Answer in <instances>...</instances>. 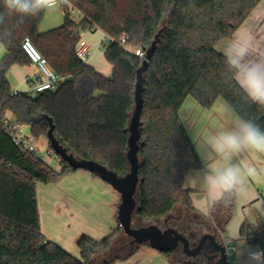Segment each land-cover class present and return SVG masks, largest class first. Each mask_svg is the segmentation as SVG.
<instances>
[{
    "label": "trees",
    "instance_id": "obj_1",
    "mask_svg": "<svg viewBox=\"0 0 264 264\" xmlns=\"http://www.w3.org/2000/svg\"><path fill=\"white\" fill-rule=\"evenodd\" d=\"M260 2L79 0L84 14L79 22L64 13L61 27L40 33L42 13L12 28L11 42L3 45L6 53L0 62V264H115L129 259L139 248L131 244L120 226L101 241L82 236L78 241L80 258L44 236L37 184L56 183L77 170L60 157L63 168L58 172L42 159L23 154L5 131L7 113L28 126L36 138L47 137L51 118L54 136L69 153L97 161L124 176L129 169L128 128L135 108L137 70L159 35L144 73L139 142L141 206L137 217L164 218L181 204L194 211L190 192L181 186V180L185 171L198 168L200 161L179 112L188 96L204 109L223 98L264 128V106L245 101L234 84L226 81L217 50ZM13 25L14 19L7 26ZM94 29L112 39L105 48V58L113 66L110 76L77 56L82 34ZM123 35L132 51L121 43ZM26 38L63 79L54 90L36 95L12 91L7 78L10 68L31 63L22 49ZM136 49L144 51V56L136 55ZM49 148L53 151L50 142ZM234 206L235 196L216 206L223 211V222L217 227L221 233ZM162 253L173 259L170 253Z\"/></svg>",
    "mask_w": 264,
    "mask_h": 264
},
{
    "label": "crops",
    "instance_id": "obj_2",
    "mask_svg": "<svg viewBox=\"0 0 264 264\" xmlns=\"http://www.w3.org/2000/svg\"><path fill=\"white\" fill-rule=\"evenodd\" d=\"M63 24L64 10L60 7L52 13L44 14L39 31L45 33L59 28ZM242 30L251 32L258 40L264 41V0H261L255 7L233 37L241 34ZM92 32H85L82 36L89 43L93 52L87 64L101 74L110 76L113 66L107 61L99 60L96 55L98 48L96 40L101 38H97L96 34L100 32L104 39L106 35L101 30ZM222 44L217 47V50ZM5 53V47L0 46V62ZM38 77L39 70L32 63L13 65L7 73L11 89L17 93L28 92L33 79ZM40 78L42 79L41 76ZM223 102L226 101L223 98H218L212 108L204 109L192 96H188L180 109V120L183 116L187 120H194L201 127H213L222 120L220 106ZM7 117L10 122L17 123L11 113L8 112ZM22 127L27 135H31L28 126L22 125ZM35 140L43 152L42 160L53 170L60 172L63 168L60 158L54 154L46 155V152L50 150L48 138L40 136L39 138L35 137ZM249 159L257 165L260 175L250 180L246 192L235 196L233 215L222 235L224 239L230 240L231 246H233L232 237L240 232L246 236L249 243L264 248V224L259 230H256L249 222V216L254 206L258 202H264V156L250 154ZM187 191L190 192L189 198L194 211L181 204L179 205L182 208H180V212L192 222H203L208 228L217 229L223 222V211L221 208H216L219 202L210 204L199 190L187 189ZM37 194L42 233L48 240L58 244L77 258L81 257L78 241L82 236L101 241L110 236L119 226L117 212L121 203V195L110 184L94 176L91 172L72 171L65 174L56 183H38ZM134 220L136 221V218ZM173 259H177L179 262L174 263ZM173 259L149 245H141L132 257L115 264H188L186 260Z\"/></svg>",
    "mask_w": 264,
    "mask_h": 264
},
{
    "label": "clouds",
    "instance_id": "obj_3",
    "mask_svg": "<svg viewBox=\"0 0 264 264\" xmlns=\"http://www.w3.org/2000/svg\"><path fill=\"white\" fill-rule=\"evenodd\" d=\"M68 0H0V46L11 42L13 27L27 18L52 13ZM14 19V25L8 22ZM223 59L227 82L234 84L241 98L264 106V41L248 31L226 38L218 50ZM222 120L213 127L199 126L183 116L181 121L200 161L198 168L185 171L181 186L203 193L210 204L224 202L249 188L260 175L250 154L264 156V128L255 120L241 115L231 104L220 106ZM264 202H258L249 222L256 230L264 224ZM227 255L229 264H264V248L252 245L237 232Z\"/></svg>",
    "mask_w": 264,
    "mask_h": 264
},
{
    "label": "water",
    "instance_id": "obj_4",
    "mask_svg": "<svg viewBox=\"0 0 264 264\" xmlns=\"http://www.w3.org/2000/svg\"><path fill=\"white\" fill-rule=\"evenodd\" d=\"M159 35L156 37L146 52L142 66L137 70L135 85V108L129 125V139L127 160L129 162L128 172L124 176L118 175L115 171L92 159H78L73 153H69L54 136V125L50 121V129L47 138L54 153L67 162L74 170H85L96 174L100 179L110 184L120 195L121 203L118 207L117 219L123 232L131 238V244L138 246L149 245L153 249L171 253L182 245L184 253L188 257L200 255L202 251H209L213 254L215 264L221 261L228 264V249L221 232L210 233L203 222H192L187 219V233H183L177 227L162 228L160 222L167 221L170 214L164 218L155 219L142 218L143 225H138L134 219L138 215L141 206V191L139 177V149H140V125L141 115L144 108L143 90L144 73L148 69L149 61L152 58L159 42Z\"/></svg>",
    "mask_w": 264,
    "mask_h": 264
},
{
    "label": "built area",
    "instance_id": "obj_5",
    "mask_svg": "<svg viewBox=\"0 0 264 264\" xmlns=\"http://www.w3.org/2000/svg\"><path fill=\"white\" fill-rule=\"evenodd\" d=\"M79 0H68L66 4L61 6L64 10V13H70L76 22L81 21L84 18V14L78 7ZM97 31V29H94ZM84 34V33H83ZM82 34V35H83ZM112 39L109 36H105L104 41L108 44ZM127 36L123 35L121 43L124 47L132 51V48L126 45ZM22 49L25 54L28 56L32 64H35L39 70V77L33 79V83L30 86L28 91L31 95H36L37 93H41L47 90H54L57 84L62 81L63 79L58 77L50 68L47 59L40 53V51L36 48L34 43L30 38H26L22 43ZM77 56L84 62H88V60L92 56V48L89 43L81 38L80 42L78 43ZM135 54L143 57L144 51L141 49H136ZM42 77V79L40 78ZM41 79V80H40ZM15 94L17 92H14ZM4 128L6 133L12 138L13 142L19 147L21 152L27 156H31L33 158H43V152L36 144L35 137L33 135H27L24 132L22 124L19 123H12L9 119L5 120ZM54 154L52 150H48L46 155L51 156ZM225 245L229 251L231 249V241L225 239Z\"/></svg>",
    "mask_w": 264,
    "mask_h": 264
},
{
    "label": "flooded vegetation",
    "instance_id": "obj_6",
    "mask_svg": "<svg viewBox=\"0 0 264 264\" xmlns=\"http://www.w3.org/2000/svg\"><path fill=\"white\" fill-rule=\"evenodd\" d=\"M187 217L180 212L178 209H175L174 212L170 214V218L167 221L160 222V226L162 228H168L170 226L176 227L178 225V229L182 231L184 234L187 233ZM143 225V223L138 224ZM208 231L212 234L220 232L217 229L208 228ZM170 256L173 258H180L182 260H186L188 264H215V259L212 258L213 254L209 251H202L200 255L195 257H188L183 250L182 245H180L175 252H171ZM219 264H224L222 261ZM229 264V263H228Z\"/></svg>",
    "mask_w": 264,
    "mask_h": 264
},
{
    "label": "rangeland",
    "instance_id": "obj_7",
    "mask_svg": "<svg viewBox=\"0 0 264 264\" xmlns=\"http://www.w3.org/2000/svg\"><path fill=\"white\" fill-rule=\"evenodd\" d=\"M87 32H89V33H93L92 31H87ZM96 37L98 38V37H101L100 39H97L96 40V44H97V50H96V55H97V58H99V60H102L103 62H106L107 60H106V58H105V48H106V46H107V43L104 41V38H103V36H102V34L100 33V32H97V34H96ZM103 39V40H102ZM108 62V61H107ZM55 155V154H54ZM56 157H58L57 155H55ZM177 207H179V208H177V209H179V211H180V206H177ZM182 209V208H181ZM135 221V220H134ZM142 220H141V218H138V217H136V223L137 224H141L142 222H141Z\"/></svg>",
    "mask_w": 264,
    "mask_h": 264
}]
</instances>
